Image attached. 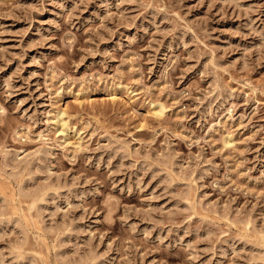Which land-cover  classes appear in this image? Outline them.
Listing matches in <instances>:
<instances>
[{
  "label": "rangeland",
  "instance_id": "rangeland-1",
  "mask_svg": "<svg viewBox=\"0 0 264 264\" xmlns=\"http://www.w3.org/2000/svg\"><path fill=\"white\" fill-rule=\"evenodd\" d=\"M0 264H264V0H0Z\"/></svg>",
  "mask_w": 264,
  "mask_h": 264
},
{
  "label": "bare ground",
  "instance_id": "bare-ground-1",
  "mask_svg": "<svg viewBox=\"0 0 264 264\" xmlns=\"http://www.w3.org/2000/svg\"><path fill=\"white\" fill-rule=\"evenodd\" d=\"M158 105H159V104H158ZM160 108L162 109V107H160ZM160 108H159V109H160ZM161 109H160V112H163V110H161ZM158 111H159V110H158ZM158 114H159V113H158ZM163 114H164V112H163ZM58 116H59V115H58ZM60 120H61V119H60ZM60 123H61V122H60ZM62 127H63V125H62ZM64 129H65V128H64ZM63 131H64V130H63ZM65 135H66V134H65ZM33 199H34V198H33Z\"/></svg>",
  "mask_w": 264,
  "mask_h": 264
}]
</instances>
